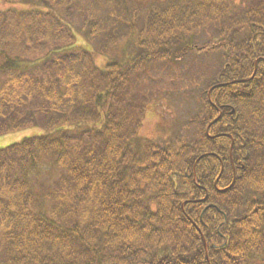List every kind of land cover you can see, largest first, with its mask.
<instances>
[{"label":"trees","instance_id":"1","mask_svg":"<svg viewBox=\"0 0 264 264\" xmlns=\"http://www.w3.org/2000/svg\"><path fill=\"white\" fill-rule=\"evenodd\" d=\"M4 1L0 137L43 133L0 149V264H264V0ZM194 52L196 133L141 139Z\"/></svg>","mask_w":264,"mask_h":264},{"label":"rangeland","instance_id":"2","mask_svg":"<svg viewBox=\"0 0 264 264\" xmlns=\"http://www.w3.org/2000/svg\"><path fill=\"white\" fill-rule=\"evenodd\" d=\"M139 1L148 4L152 0ZM32 6L37 7V4H11L0 0V11L10 9L24 11L31 9L27 7ZM212 56L194 52L193 55L175 64L166 63L163 66L153 64L147 87L154 91V98L147 105L139 132L141 139L163 142L172 138L193 136L196 133L192 120L203 109L208 87L222 64L221 57L215 55L218 61L215 65L216 60ZM96 63L104 66L106 60L96 58ZM42 133L41 129H27L1 136L0 149Z\"/></svg>","mask_w":264,"mask_h":264}]
</instances>
